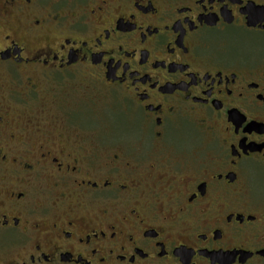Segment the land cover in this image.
I'll list each match as a JSON object with an SVG mask.
<instances>
[{
    "label": "flooded vegetation",
    "instance_id": "flooded-vegetation-1",
    "mask_svg": "<svg viewBox=\"0 0 264 264\" xmlns=\"http://www.w3.org/2000/svg\"><path fill=\"white\" fill-rule=\"evenodd\" d=\"M2 75L0 264H264V0H0Z\"/></svg>",
    "mask_w": 264,
    "mask_h": 264
},
{
    "label": "rangeland",
    "instance_id": "rangeland-1",
    "mask_svg": "<svg viewBox=\"0 0 264 264\" xmlns=\"http://www.w3.org/2000/svg\"><path fill=\"white\" fill-rule=\"evenodd\" d=\"M2 76H4V78L1 79L0 77V83L1 82L7 83L8 76H5V75H2ZM113 118H114V123H115L114 136L118 137L121 134L123 135L126 131V126L124 123V116L122 114L115 113L113 115Z\"/></svg>",
    "mask_w": 264,
    "mask_h": 264
}]
</instances>
